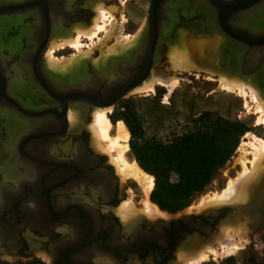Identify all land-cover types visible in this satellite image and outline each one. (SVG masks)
<instances>
[{"label": "flooded vegetation", "instance_id": "af4514ba", "mask_svg": "<svg viewBox=\"0 0 264 264\" xmlns=\"http://www.w3.org/2000/svg\"><path fill=\"white\" fill-rule=\"evenodd\" d=\"M82 1L0 0V256L22 264H177L178 249L209 239L226 212L166 213L168 218L153 221L140 216L125 224L115 211L128 198L129 188L120 185L107 157L93 150L86 125L94 108L114 106L105 103L139 80L147 66L150 74L159 70L180 27L195 35L213 31L223 38L226 66L239 67L246 58L264 70L263 46L249 49L228 35L264 41V0L228 17L226 4L235 0H199L202 7L196 9L194 0H154L158 35L152 49L151 39L143 34L131 55L113 59L109 76L98 73L88 58L78 73L52 76L44 62L50 38L59 25L71 33L80 20ZM88 1L90 7L96 0ZM168 5H173V21L164 14ZM224 17L222 29L219 21ZM162 27L165 36L159 32ZM262 73L256 76L264 85ZM12 83L18 88L9 93ZM71 98L64 121L60 101ZM70 109L83 110V125L75 131L68 126ZM9 143L13 154L5 149ZM15 163L14 176L7 170Z\"/></svg>", "mask_w": 264, "mask_h": 264}, {"label": "bare ground", "instance_id": "6f19581e", "mask_svg": "<svg viewBox=\"0 0 264 264\" xmlns=\"http://www.w3.org/2000/svg\"><path fill=\"white\" fill-rule=\"evenodd\" d=\"M66 2H68L67 5H69V0H66ZM171 6L173 5H168L164 10L165 17H167L166 20L168 21H173L174 18L171 14ZM199 7H202L200 1L194 0V8L196 9ZM93 8L95 17L89 27H74L73 30L76 34L74 38L63 37V41H61L62 43L58 45L57 43H51L52 48L48 49L45 53V56L47 57L46 69L50 75L66 78L79 72L82 59L88 56V54L83 55L80 53L79 39L84 37L91 40L96 37L97 34H100L98 32L103 30L105 22L110 17V13L105 10L102 3H94ZM259 9L254 11V14L252 13L250 16L257 14L260 11ZM113 21V19L109 20L110 29L105 31L104 39H100V41L97 39L99 42L97 41L98 44L95 43L96 46L94 45L96 49L100 50L105 46L108 39L115 37V43L112 46H109L104 52H101L100 58L93 62L94 68L98 73L108 76L114 66L112 63L113 59L124 55H126V57L131 55L132 49L138 44L143 33L142 26L138 32L136 31L137 33L134 36L122 37L120 33L121 31L119 33L116 31L118 28H116ZM242 24L246 25L245 17L242 20ZM119 30H122V26H120ZM164 30L163 27L159 29L160 34L163 36H165ZM208 37L209 34L205 36V39H208ZM51 39L52 38H50V40ZM200 39L203 38H195V36L192 37V35H187L186 31H178L176 38L177 42L172 44L168 51L170 70L179 74H191L192 72H196V75H198L200 72H204L208 75L207 79L212 83L214 82L213 75H218L217 82L219 83L220 91L227 92L226 94L229 96L236 95L240 99H243L244 108L249 111L250 106L247 99H250L253 103V110L260 115L258 122H261L264 125V89L262 94L260 92V82L262 79L247 78L244 80L240 78L241 76L238 75V71L235 70L234 67L232 68L234 74H231L228 70H224L221 66L220 57L217 55L216 51L213 50L214 42H209V50H207L206 47L200 45ZM66 45L71 49H75L76 52H78V54H76L77 56L75 55L76 57L74 56L68 60L62 61L61 59V61H57L53 57L54 51L63 49ZM141 45L137 48L141 47ZM1 48L3 47H0V51L2 50ZM89 53L91 54V50H89ZM0 56L3 57L1 52ZM1 61H3V58ZM51 84H54V86L59 89L63 88V86L58 85V83L54 81H52ZM177 85L178 80L176 78H167V76L157 75L152 72L141 85L133 89L125 97L148 95V93L154 91L156 86H162L170 90L174 86L177 87ZM16 88H18L17 83H12L11 89L13 90ZM12 90L9 88L8 92L11 93ZM110 110L111 107L94 108L91 116L92 122L87 127V130L91 135V146L94 151L105 155L108 158V163L114 168L115 174L119 178L120 185L127 182L132 183L140 194L138 206H136L132 199L131 190L129 189L128 198L115 212L121 217V220L125 224L140 216L152 221L158 218H168V215L165 212L160 211L156 205L150 202L149 195L154 187V178L145 173L138 166L135 159L129 156V132L121 122H117L114 126L111 124L107 116ZM82 112L68 111L67 121L68 126L72 131L79 128V116L82 115ZM254 141L255 142L250 145L251 151L249 154L251 158L248 161L249 166L246 167L243 160L239 161L241 164V172L238 176L235 179L228 181L226 187L222 191L205 193L202 195L197 202V212H207L221 207H237L245 205L254 199L255 190L258 189L264 179V141ZM13 148V143H9L5 146V149L10 154H13ZM17 166V163H15L7 170V173L12 169V174L14 175ZM30 171H33V169ZM24 177H28L26 173ZM258 217V215L256 218L248 217L239 210L232 212L228 218L220 221L217 227V233L210 236L209 239L206 241L194 240L187 244L186 247L179 248L177 252V264H205L209 261L215 262L228 257H238L241 253L242 245L247 243L251 229L256 225ZM37 256L44 260L47 259V257L41 252H38Z\"/></svg>", "mask_w": 264, "mask_h": 264}, {"label": "rangeland", "instance_id": "374dc122", "mask_svg": "<svg viewBox=\"0 0 264 264\" xmlns=\"http://www.w3.org/2000/svg\"><path fill=\"white\" fill-rule=\"evenodd\" d=\"M82 2L83 3L81 4L82 10L80 15V20L77 22V24L71 26L70 28L71 33L65 32V30L60 26L57 27L56 31L54 32L55 35L54 34L52 35L51 37L52 39L49 41L48 44L49 48H47L46 51L52 48L51 43H55V44L57 43V45L62 43L61 41H63V37L74 38L76 36L73 30L74 27L78 26V27L86 28L92 24L93 22L92 20H94L93 18L95 17L93 4H91L90 7H88L87 6L89 5L87 4L89 2L88 0H83ZM94 2L102 3L105 10L110 13V17L107 19L108 22L106 21L104 24V26L106 27V28L104 27L105 29L103 28L104 33L103 30H101L100 32H98L100 34H97V36L92 38L91 40L84 37L79 39V46L81 51L80 53L83 55L88 54L86 58L90 59L89 62H91L92 64L95 60L100 58L101 52H104L109 46H112L115 43V37H111L106 41L105 46L103 48H101L100 50L95 48L96 46L95 43L98 44L97 43L98 40L100 41V39L101 40L104 39L103 37H105L104 35L105 31L110 29L109 20L110 19L114 20L113 23L116 26V28H118L116 29V31L118 33L121 31L120 33L122 37L134 36L138 32V30L142 28V26H143V31L146 27L147 16H148L151 0H96ZM120 26H122V30H119ZM179 30L186 31V34L190 36L192 35V37L195 36V38H203L200 39L199 42L200 45L206 47L207 50H209L208 48V46L210 45L209 42H214L213 50L216 51L217 55L220 57L222 68L224 70H228V72H230L231 74H234L232 69L233 67L226 66L223 63L222 52H221V47L225 42L223 38L214 35V32L208 33L209 34L208 39H205V36L208 35V34L206 35L205 33L203 35L202 33H196V35L201 36V37H196V35L192 33L190 29L188 28L185 29L180 27L175 30L173 38L163 54V56L166 57L163 61V65L159 68V70L152 71L157 75H162L165 77L167 76V78H172V77L176 78L178 80L177 87L174 86L173 88L170 89L171 90L170 91L168 88L162 86H156L154 91L148 93V95H134L130 97H123L117 104L111 107V110L107 114V116L113 126L117 122L123 123L122 121L123 119H127L129 121H133V119H136L143 133V137L145 139L148 140L155 139L163 143L170 142L173 140L174 137L183 135L189 131L198 130L200 128L199 118L204 113L216 114L220 118L226 121L232 123L235 122L240 123L247 128V132L240 137L238 147L235 150L234 154L223 167H221L215 172L209 185L206 186L202 192L195 194L191 198L188 206L174 213V214H181V213L190 214V213H199L197 212L196 207H197V202L202 195H204L205 193L222 191L226 187L228 181L233 180L238 176V174L241 172V164L239 163V161L243 160L245 166L246 167L249 166L248 161L251 158L249 154V152L251 151L250 145L255 142L254 140L264 141V125L261 122H258V118L260 117V115L253 110L254 109L252 108L253 103L250 99H247L250 106V111H249L248 109L244 108L243 99H240L236 95L229 96L228 94H226L227 92L220 91L219 83L217 82L218 75H213L214 82L212 83L207 79L208 75L204 72H200L198 75H196L197 74L196 72H192L191 74H187V73L179 74L170 70L168 51H169V47L177 42L176 38ZM66 46H64L65 48L63 49L54 51L53 57L57 61H61V59L62 61L68 60L73 58L76 54H78V52H76L75 49H71L69 46L67 47ZM89 50H91V54L89 53ZM44 58H46L44 60L46 66L47 57L45 56V54H44ZM86 58L84 57L82 61ZM252 76L249 77L248 79L260 78L259 76L256 75H252ZM55 77H61V76H55ZM263 89H264V85H262V80H261L260 82L261 94ZM70 110L78 111V112L83 111L81 109H79L80 111L78 109H70ZM92 113L90 116H92ZM82 116H83V112L82 115L79 116L80 126L78 129H80L81 126L83 125ZM90 120L91 121L89 124H91L92 122V117ZM89 124L86 125V129L89 126ZM130 139L131 137L129 134L128 145ZM90 144H91V135H90ZM129 156L133 157L131 151H129ZM126 185H127L126 188L127 189L129 188L131 191H133L135 196H137L136 201H139L140 194L137 188L132 183L129 182H127ZM149 199H150V195H149ZM230 214L231 213H225L224 215H222V217H220L218 223L216 224V227L214 228V232L212 233V235L217 233L218 231L217 227L220 221L228 218ZM227 259H232L234 261V264H264V230L257 231L255 227L251 229V233L247 240V243H244L242 245L241 253L238 257H228L215 262L209 261L205 264H223L224 261ZM22 263H24V261H16V262H12V260L6 261L3 257L0 256V264H22ZM176 263H178V258Z\"/></svg>", "mask_w": 264, "mask_h": 264}, {"label": "trees", "instance_id": "16d2710c", "mask_svg": "<svg viewBox=\"0 0 264 264\" xmlns=\"http://www.w3.org/2000/svg\"><path fill=\"white\" fill-rule=\"evenodd\" d=\"M130 134L129 148L138 166L154 178L150 202L160 211L174 214L188 206L191 198L209 185L247 132L213 113L200 116V128L163 143L145 139L136 119L122 120ZM26 264H42L28 262ZM223 264H234L227 259Z\"/></svg>", "mask_w": 264, "mask_h": 264}, {"label": "water", "instance_id": "95a60500", "mask_svg": "<svg viewBox=\"0 0 264 264\" xmlns=\"http://www.w3.org/2000/svg\"><path fill=\"white\" fill-rule=\"evenodd\" d=\"M258 0H235L233 2L227 3V8H228V12L226 17H228L230 14H234L237 12H244L245 10L251 8L253 5L256 4ZM230 9V10H229ZM156 9H155V1L153 0L150 4L149 7V11H148V16H147V24L145 27L146 29H144L141 38L144 36H148L151 39V43L148 44L149 48L152 49L154 46V40L156 39L157 35H158V28L156 27L154 21H155V16H156ZM221 19L219 21V25L220 27L223 29L224 27V23H225V18ZM230 37L241 41L245 44H247V46L249 47V49H251L253 46L256 47H264V41H250L248 39H244L241 38L231 32H229L228 34ZM225 52V51H224ZM223 52V53H224ZM250 56H252V53H247ZM261 64H252L250 59H242L240 61V65L239 67H236L235 70L238 71V75H240L243 79H247L249 77H251L252 75H256V74H261V72H263V69H260ZM150 66H147L142 75L140 76L139 80H137L136 82H132L130 84H127L125 86H123L119 91L116 92V94L114 95V97H112L111 99H109L105 104L108 106H112L117 104L123 97H125L129 92H131L133 89H135L136 87H138L139 85H141L150 75ZM262 75H264L262 73ZM74 98L71 99H65V100H61V104H62V116L63 119L65 121V116H66V110H67V100H72ZM236 210H239L241 212H243L244 214H246L248 217L251 218H256V216L258 215V221L256 223H258V225H255L257 231H262L264 230V224L262 223V220L264 219V179L262 181V183L260 184V186L258 187L257 190H255V196L254 199H252L251 202L245 204V205H241V206H237V207H222L219 209H215V210H211L208 213L212 214L214 216L219 215L221 212H226V213H232ZM260 220V221H259ZM258 226V227H257Z\"/></svg>", "mask_w": 264, "mask_h": 264}]
</instances>
